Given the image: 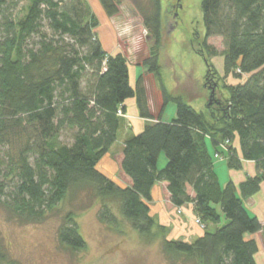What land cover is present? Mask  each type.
I'll use <instances>...</instances> for the list:
<instances>
[{"label": "trees", "instance_id": "1", "mask_svg": "<svg viewBox=\"0 0 264 264\" xmlns=\"http://www.w3.org/2000/svg\"><path fill=\"white\" fill-rule=\"evenodd\" d=\"M97 1L106 16L118 12L119 0ZM130 1L153 42L141 66L160 85L161 103L156 121L124 143L120 170L131 185L121 187L97 164L116 142L123 117L117 111L125 115L126 100L134 98L139 116L152 119L143 77L130 86L126 57L103 50L98 20L85 0H0V205L18 222L40 223L83 191L99 202L100 224L116 226L115 211L141 237L160 234L170 262L257 264L256 235L264 243V226L247 213L244 202L264 185V0L201 1V47L207 54L196 53L208 69L205 113L168 95L161 85V0ZM21 2L26 6L18 11ZM210 37L223 41L225 76H247L243 83L224 84L225 98L216 95ZM169 102L176 106L175 118L164 123L161 115ZM64 132L70 134L68 142L60 140ZM161 155L166 163L158 169ZM215 158L226 160L227 169L234 171L251 162L255 176L222 187ZM163 182L173 207H193L203 234L192 242L167 239L168 228L150 214L151 190ZM61 221L59 244L83 249L74 215L67 213ZM0 264L16 262L0 251Z\"/></svg>", "mask_w": 264, "mask_h": 264}, {"label": "rangeland", "instance_id": "2", "mask_svg": "<svg viewBox=\"0 0 264 264\" xmlns=\"http://www.w3.org/2000/svg\"><path fill=\"white\" fill-rule=\"evenodd\" d=\"M85 1L98 20L96 33L103 50L109 51L111 49L109 44H113L130 65L141 66L143 60L148 57L153 42L148 39L142 18L133 3L130 0H119L118 12L108 17L97 0ZM201 1L161 0L163 20L158 66L161 85L168 95L180 97L184 104L205 113L209 91L205 89L204 78L208 69L204 58L196 53V49L203 50L201 42L204 38V26ZM177 3L181 8L175 17L173 14L177 11V7L175 8L174 5ZM24 6L26 3L21 2L18 11L24 10ZM207 45L216 53L209 57V62L218 77L219 88L216 90V95L228 97L227 91L222 86L243 83L247 76L242 75L238 78L232 75L225 76L223 54L225 48L220 37L208 38ZM203 53L207 54L205 50ZM134 68L136 75L143 69V67ZM145 77L151 79V82L154 81L158 89L160 88L150 73H145L143 78ZM175 113V104L169 102L161 115V121L171 122L175 118ZM122 133L123 127L120 126L119 139L113 147L114 154L120 148ZM69 135L66 132L62 133L60 140L68 142ZM218 150L221 152L220 148ZM209 151L211 154L214 153L213 148ZM213 164L219 183L223 187L229 181L226 160L215 158ZM258 193L262 194V192ZM5 199L2 198L3 201ZM244 207L252 217H260V213L264 215V207L261 208L260 204H257L254 210L249 209L246 204ZM98 210L97 199L83 191L61 202L56 210L47 214L40 223L18 222L5 206L0 205V251L8 261L16 264H184L180 260L170 262L165 257L160 234L157 233L158 236L149 240L141 237L115 211L118 224L112 228L106 227L97 220ZM67 213H72L76 219L79 232L85 240L83 249L65 248L57 240V230ZM173 217L175 223L186 221L181 209H176ZM191 222L198 226L195 216ZM224 223L225 220L222 219L220 226ZM198 227L202 230L201 226ZM213 230L214 227L209 228V231ZM170 231L168 228L167 239ZM256 237L259 250L255 254V261L257 264H264V243L260 233Z\"/></svg>", "mask_w": 264, "mask_h": 264}, {"label": "crops", "instance_id": "3", "mask_svg": "<svg viewBox=\"0 0 264 264\" xmlns=\"http://www.w3.org/2000/svg\"><path fill=\"white\" fill-rule=\"evenodd\" d=\"M109 46L111 49H109V51H107L106 53L111 55L119 53V51L116 50V46H113V44L112 45L109 44ZM134 67H142V66L128 64L129 84L131 87H134L135 81L138 76L143 77L144 74L147 73L146 69L143 68L141 70V73H138L136 75V71H135L136 68ZM143 79H144L143 88L146 96L147 108L149 114L152 116V119H145L139 116L136 100L134 98L126 100L124 102V106L126 108L125 115L120 119V124L116 139L117 142L119 139L118 135L121 126L123 127V133H122L121 143L119 146L120 148L118 149V152L114 154L113 151L114 145H113L97 164V170L100 173H102L108 179L113 181L116 185L121 187L131 185L130 180L120 170L124 143L131 137L141 133V131L146 125L152 124L156 121L154 118L158 113L159 106L161 103L160 90L158 89L155 82L154 81L151 82V79L149 78L146 79V77ZM165 163H166L165 157L161 155L158 162V169H162ZM253 176H255V167L254 164L251 162H243L242 170L240 171L228 170L229 181L233 182L234 185L236 186L239 185L241 182L245 181L247 177H253ZM259 192H262V194L259 193L255 194L251 198L247 199L244 202V205L246 204V206L251 210H254L257 204H260V207L263 208L264 185L260 186ZM187 194L190 197H193V191L191 190L190 187H187ZM149 207H150V214L156 220V222L171 230L170 231L171 233L168 238L169 240L182 239V241L191 242L192 240L200 237L203 234L202 230L191 222L192 218L194 217L193 209H192L193 207L191 204L179 208L181 209L182 214H184L186 221L179 223L173 222L174 212L177 208L173 207L169 202V194L167 191L166 183L163 182L154 185V187L151 190V202L149 203ZM256 218L259 221L260 220L262 221L261 224H264L263 213H260V217L256 216Z\"/></svg>", "mask_w": 264, "mask_h": 264}, {"label": "water", "instance_id": "4", "mask_svg": "<svg viewBox=\"0 0 264 264\" xmlns=\"http://www.w3.org/2000/svg\"><path fill=\"white\" fill-rule=\"evenodd\" d=\"M213 87H215V86H213ZM213 87H209V89H210V97H213V95H214V88ZM209 104H211V101L209 102Z\"/></svg>", "mask_w": 264, "mask_h": 264}, {"label": "flooded vegetation", "instance_id": "5", "mask_svg": "<svg viewBox=\"0 0 264 264\" xmlns=\"http://www.w3.org/2000/svg\"><path fill=\"white\" fill-rule=\"evenodd\" d=\"M179 2V0H177ZM174 7L176 8L177 7V11L175 12V14H173L175 17H176V14L178 12V10H180L181 6L179 3H177V5H174Z\"/></svg>", "mask_w": 264, "mask_h": 264}, {"label": "built area", "instance_id": "6", "mask_svg": "<svg viewBox=\"0 0 264 264\" xmlns=\"http://www.w3.org/2000/svg\"><path fill=\"white\" fill-rule=\"evenodd\" d=\"M117 114H118L119 116H122V113H121L120 110L117 111ZM197 223L199 224L198 220H197Z\"/></svg>", "mask_w": 264, "mask_h": 264}]
</instances>
